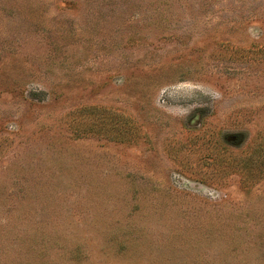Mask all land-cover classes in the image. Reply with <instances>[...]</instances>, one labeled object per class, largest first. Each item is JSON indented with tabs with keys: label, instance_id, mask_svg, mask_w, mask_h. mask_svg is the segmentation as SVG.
Instances as JSON below:
<instances>
[{
	"label": "rangeland",
	"instance_id": "obj_1",
	"mask_svg": "<svg viewBox=\"0 0 264 264\" xmlns=\"http://www.w3.org/2000/svg\"><path fill=\"white\" fill-rule=\"evenodd\" d=\"M0 264H264V0H0Z\"/></svg>",
	"mask_w": 264,
	"mask_h": 264
}]
</instances>
